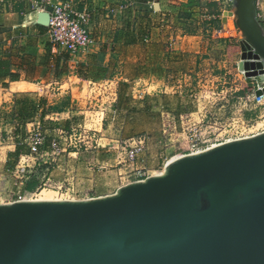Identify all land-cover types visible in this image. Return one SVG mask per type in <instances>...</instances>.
I'll return each instance as SVG.
<instances>
[{"label": "water", "instance_id": "1", "mask_svg": "<svg viewBox=\"0 0 264 264\" xmlns=\"http://www.w3.org/2000/svg\"><path fill=\"white\" fill-rule=\"evenodd\" d=\"M258 4L233 0L231 15L241 69L264 82ZM0 264H264V132L176 158L109 196L0 204Z\"/></svg>", "mask_w": 264, "mask_h": 264}, {"label": "crops", "instance_id": "2", "mask_svg": "<svg viewBox=\"0 0 264 264\" xmlns=\"http://www.w3.org/2000/svg\"><path fill=\"white\" fill-rule=\"evenodd\" d=\"M139 2L142 7L132 0H53L54 4L71 3L76 10L91 14L89 30L95 44L88 52L72 56L51 43L48 27L36 24L40 12L32 8L30 0H0V100L9 97L15 135L0 163V174L15 173L21 159L30 155L19 140L24 123L40 121L52 136L57 127L69 129L80 121L84 99L79 97L85 92V83L105 77L106 73L110 78H120L118 104L113 114L108 113V120L117 124L121 117L129 121L142 117L143 129H122L124 134L141 136L160 133L161 109L176 116L192 111L188 96L175 91L176 85L183 84L180 75L186 78L187 73L198 69L233 74L232 67L243 54L244 42L237 30V35L219 33L226 20L232 18V1ZM247 81L237 85L239 95L246 94L250 86ZM133 82L145 86L142 101H130L128 86ZM57 83L60 88L53 86ZM19 84L37 90L23 95L25 90L21 91ZM151 87L156 89L150 91ZM129 101L136 105H128ZM245 116L250 121L262 118L264 108L257 106ZM59 156L53 160L67 159ZM20 183L27 191L29 185L34 189L37 185L35 179Z\"/></svg>", "mask_w": 264, "mask_h": 264}, {"label": "rangeland", "instance_id": "3", "mask_svg": "<svg viewBox=\"0 0 264 264\" xmlns=\"http://www.w3.org/2000/svg\"><path fill=\"white\" fill-rule=\"evenodd\" d=\"M132 1H135L136 5L140 4L142 7V2H139L142 0ZM259 8L262 15L261 22L264 23V0H259ZM230 19H235V17L232 16ZM235 27H232L234 29L233 35H237ZM238 33L241 37V32L239 30ZM225 36L229 35L225 34ZM240 59H238V61H240ZM253 67L256 70H261L255 65ZM232 68L233 74L221 75L216 74L213 70L207 69L204 71L203 69H198L191 73H187L186 78H182V75L179 76V80H181L183 84L181 83L176 85L175 91L183 92V96L187 95L193 107L192 111L181 115L185 116L184 121L186 125L190 120H193L195 123L206 121L204 117L197 114L198 111H201L204 106L211 108L219 102L218 100H204L201 98L202 96L208 94V91L215 90L217 86L220 88L223 86L227 88L231 87L233 88V91H235L240 82L247 81L238 73L237 64H234ZM108 74L106 73V76L102 78H95V80L110 78ZM184 82L188 83L187 87ZM224 83L227 84L224 85ZM247 83L251 85L252 81H247ZM85 86L86 88L84 94L79 97L84 99V104L81 105V107L84 108L81 109L80 116H78L80 117V121L73 124V126L69 127V129L64 128L69 136L73 135L72 144H77L79 146L78 155L72 154L69 156V153H74V151H76L73 146H71L68 148L67 152L59 153L60 156L57 155L53 158L47 157L45 159L47 163L44 164V162H40L41 166L37 164L38 162H33L31 160L26 163L22 162L21 164L19 162V166H23L24 164L30 165L29 172L31 173H27L25 179L22 180L16 178V173L0 174V204L13 203L16 199V195L20 192L22 194H26L28 200H39L40 198H44L45 193H52L54 194L52 197L53 200L62 201L89 200L109 196L114 194L119 187L135 181L143 180L146 177H149V175L154 176L162 173L165 166L169 162L184 154L183 151L187 147L186 132L183 131L182 128H179L177 133H174L173 137L168 138L169 134L164 133V115L166 116L167 114L172 113L165 109H161L159 112L161 119L160 133L157 131L154 133L149 132L147 134H142V136L149 137L147 151L144 155L145 161H141L137 166L138 168L123 167L119 164L121 162V149L130 139L141 137V135L124 134L122 133V129L123 127L125 130L143 129L145 126V119L140 117V119L129 121V119L121 117L117 120V124H114L112 121L110 122V120H108V113L113 114L114 106L118 104V100L114 104L107 105V103H105L103 105L104 101H102L101 98L93 97L92 99H88L89 95L87 83H85ZM29 88L30 89L23 91L25 92L23 95L37 90V87L29 86ZM128 88L132 99L130 101L139 102L142 101L140 99L145 98L144 95H146V93L144 92L145 86L143 84L133 82L129 84ZM154 89H156V87H151L149 90L152 91ZM240 91L241 89L237 90L236 94H233V97H241L248 94L239 95L238 93H240ZM7 92H11L10 89H8ZM130 101L127 102L128 105H136ZM0 105H2L0 108V163H3V159L6 157L9 146L15 141V135L14 130L12 129L13 114L9 110V97L8 99L2 98V100H0ZM254 108L255 107H250V110L254 111ZM260 108H264V106H260ZM99 110H104V115L102 114L103 112ZM66 112L68 111L66 110ZM190 114L196 115L194 117H187ZM176 117H178V119L176 118L177 120L180 119L179 116ZM217 121L219 123L218 127L212 126L213 129L209 128L211 123L213 124ZM208 122L209 125H202V132L206 135L205 140L210 141V145L219 144L220 142L230 138L247 136L249 133H256L260 130V128H264V116L262 118L252 120L247 129L246 127H242V129L234 127L231 117H221L219 120L208 119ZM93 128L99 131L94 139L99 143V147L97 148H95V143H92L84 138L87 135L84 131H88ZM75 129L79 132L74 133L73 130ZM21 130L22 131L19 132V140L24 144L27 138L28 130L25 123ZM82 131L84 134H81ZM48 135L52 137L50 132H48ZM49 141H51L50 138L47 139V151H50ZM83 141L85 144L82 143ZM66 144L68 145V141ZM63 155L67 158L66 160H62L63 163L58 160H53L58 156L61 157ZM147 158L151 163L150 167L146 165ZM136 169L142 171L144 174H140L136 171ZM34 179L37 181V185L33 191L25 190V185L20 183L22 181L28 182Z\"/></svg>", "mask_w": 264, "mask_h": 264}, {"label": "built area", "instance_id": "4", "mask_svg": "<svg viewBox=\"0 0 264 264\" xmlns=\"http://www.w3.org/2000/svg\"><path fill=\"white\" fill-rule=\"evenodd\" d=\"M30 1L32 4V8L35 11L37 10L40 13H50L51 19L50 25L48 27V36L51 43L66 49L72 56H77L81 53L88 52L93 47L95 42L89 30V26L91 23V14L88 11H78L73 7L71 3L54 4L53 0ZM230 1L233 2V0ZM230 21L231 24H233V27H235V19H227L223 29L219 31L221 35H233L234 29L230 27ZM235 30L238 31L236 27ZM249 52H251L253 56L258 57L253 48H250ZM250 61L259 62L260 60L253 58ZM243 63L244 61L241 59L237 63L238 73L242 75L241 77H243L245 80L257 81L256 84L252 83L249 86L247 92L248 94L246 96L233 97V94H236V91H233V88H227L225 86L220 88L217 86L215 90H210L208 91V94L201 97L204 100L213 99L219 101L211 108H207L206 106H204L201 111H198L197 114L201 117H204L206 121L195 123L193 122V120H190L186 125L184 121L185 116H179L180 119L177 120L178 117L172 114H167L166 116L164 115V133L169 134L168 138L173 137L174 133H177L179 128H182V130L187 134V147L183 151L184 154H182L181 156L199 153L229 141L252 137L264 132V128H260V130L256 133L253 132L249 133L247 136L230 138L216 145H210V141L205 140L206 135L202 132V125H209L208 119L219 120L221 119V117H231L234 127H238L241 129L242 127H246L247 129L251 121L245 119V113L248 111H252L250 110V107L252 108L257 106H264V94L260 97L257 96L258 90H264V82H259L258 77H248L247 70L241 69V64ZM86 83L88 87V99H92L93 97L101 98V100L104 101L103 105L105 103H107V105L114 104L118 100L120 85L119 77L116 76L113 78L111 77L101 80H90ZM225 84L227 83H224V85ZM53 86L60 88V86H58V83ZM99 111H102V114L104 115V110ZM195 115L196 114H190L187 117H194ZM210 125L211 126L209 128L213 129L212 126L218 127L219 123L217 121L213 124L211 123ZM26 127H28V130L24 145H26L30 150V155L23 157L20 161V164L22 162L26 163L31 160L33 162H38L37 164L41 166L40 162H44V164L47 163L45 161L47 157H55L59 155V153H65L71 146H73L76 151H74V153H69V156H71L72 154L78 155L79 146L77 144H72L73 135L69 136L64 128H57L54 131V135L51 137L50 135H48V133H46L40 121L29 123L26 125ZM73 132L78 133L79 131L75 129L73 130ZM84 132L85 134H87L84 138L88 141H91L92 143H95V148L99 147V143L94 140L99 131L93 128ZM81 134H84L83 131ZM49 138L51 140L49 141L50 151H47V139ZM67 141L68 145L66 144ZM148 142L149 137L147 136L130 139L121 149V162L119 164H121L123 167L135 168L141 161L144 162V155L147 151ZM82 143H84V141ZM29 170L30 165H18L15 171L16 178L21 180L25 179L26 174L31 173L29 172ZM136 171L140 174H144L138 169H136ZM25 200H28L26 194H22L20 192L16 195V199L13 202Z\"/></svg>", "mask_w": 264, "mask_h": 264}, {"label": "bare ground", "instance_id": "5", "mask_svg": "<svg viewBox=\"0 0 264 264\" xmlns=\"http://www.w3.org/2000/svg\"><path fill=\"white\" fill-rule=\"evenodd\" d=\"M230 27H233V24H231V21H230ZM247 52H248V51H247ZM248 54H251V52H249ZM251 56H252V55H251ZM251 66H252V65H251ZM252 69L255 70V72H257V73L260 72V71L262 70V68H261V70H256L254 67H252ZM262 79H263V78H262ZM16 86H17V85H16ZM18 88H19L20 90H27V89H30L29 86H24V85H20V84H19ZM53 195H54V194H52V193H51V194H50V193H45V194H44V198H40L39 201H52V200H53V198H52Z\"/></svg>", "mask_w": 264, "mask_h": 264}, {"label": "trees", "instance_id": "6", "mask_svg": "<svg viewBox=\"0 0 264 264\" xmlns=\"http://www.w3.org/2000/svg\"><path fill=\"white\" fill-rule=\"evenodd\" d=\"M258 10H259V17H260V19L262 20V15H261V12H260V8H259V4H258ZM262 24L264 25V23L262 22ZM247 91H248V89H247ZM247 91H246V93H247ZM24 115V111H22V113H21V115ZM18 152V151H17ZM28 190L29 191H32V190H34V185H29L28 186Z\"/></svg>", "mask_w": 264, "mask_h": 264}]
</instances>
